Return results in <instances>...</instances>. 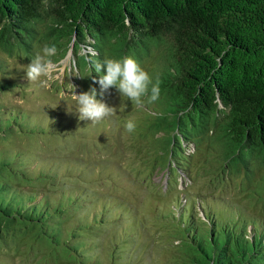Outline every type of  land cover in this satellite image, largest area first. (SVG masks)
I'll use <instances>...</instances> for the list:
<instances>
[{
	"label": "trees",
	"instance_id": "1",
	"mask_svg": "<svg viewBox=\"0 0 264 264\" xmlns=\"http://www.w3.org/2000/svg\"><path fill=\"white\" fill-rule=\"evenodd\" d=\"M164 41L168 58L153 78H159L161 89L152 103L159 108L152 109L157 121L138 135L146 143L137 141L131 162L144 163L152 175L159 169L174 174L188 170L193 153L186 146L194 144L210 150L218 180L219 171L251 179L253 160L259 163L257 180V170L264 173V0H0L1 52L30 60L43 43L55 42L52 62L73 48L78 76L80 70L91 71L98 79L94 64L105 55L160 51ZM85 45L89 51L79 53ZM6 67L0 56V73ZM22 85L0 77V93L23 90ZM25 112L0 102V245L21 247L32 238L51 254L58 247L63 257L74 255L82 264L117 260L123 241H111L108 247H117L108 261L100 255L113 199L105 197L97 208L99 193L86 184L109 188L113 180L92 179L74 166L64 169L51 155L37 158L24 144H11L16 138L35 142L68 132L53 119L41 116L37 122ZM84 142L79 144L87 146ZM76 147L70 144L69 151ZM36 149L46 151L49 145ZM134 182L147 180L134 176ZM199 200L205 218L193 213L189 201H177L178 213L173 208L163 213L171 223L164 234L170 237L164 252L171 255L163 264H264V225L258 236L251 231L249 236L247 220L238 226ZM96 230L101 237L89 236Z\"/></svg>",
	"mask_w": 264,
	"mask_h": 264
},
{
	"label": "rangeland",
	"instance_id": "2",
	"mask_svg": "<svg viewBox=\"0 0 264 264\" xmlns=\"http://www.w3.org/2000/svg\"><path fill=\"white\" fill-rule=\"evenodd\" d=\"M87 49H89L87 45L81 46L79 53L89 51ZM162 50L163 52L160 53ZM158 51L151 49L148 53L146 48H143L142 51H135L131 56L154 78L155 75L158 76L156 70L161 68L162 64L164 67L168 58V47L165 41L163 48ZM0 56L4 58L7 65V72L0 73V77L3 80L19 81L23 83L24 88L0 93V102L6 103L9 107L16 105L25 110L28 115H34L37 122L41 116L46 120L53 119L61 124L63 129L68 130L67 133L59 135L52 134L49 139H39L34 142V140L16 138L13 143H10L24 144L26 151L30 154L33 152L37 158H40V155H51L54 158L52 160L61 163L64 169L67 165L74 166L78 170L85 171L92 179L113 180L109 188L106 183L86 182L99 193L98 202H94L97 208L101 207V200L105 197L113 199V208L109 212V229L101 230L106 231V235L103 237L100 255L105 261L109 260L110 249L117 247L114 243L108 247L112 240L123 241L124 250H120L122 253L119 257L116 252L117 260L110 259L107 264H163V257L171 255V251L170 255L164 252L168 246L166 240H170V237L164 234L168 232V226L171 223L163 216V213L170 211L171 208L174 209V213H178L177 201H181L182 204L191 202L188 204L193 205V213L205 218L201 207H198L197 201L200 197L199 201L210 204L211 213L215 211L222 219L227 217L230 222L238 226L243 220H247L250 226L247 234L251 232L254 236L260 234L264 225L262 220L264 219V173L263 169H258V179H253L259 164L256 160H253L251 164L252 172L248 173L251 179L241 172L232 171L227 175L219 171V175L223 178L218 180L216 178L218 171H213L215 165L211 166L209 162L213 156L208 155L211 153L210 150L205 145V148L201 147L200 150L198 147L195 149L194 144H188L186 151L193 153L188 170L181 169L173 174L167 169H159L152 175L151 169L147 170L144 163L134 160L131 162L130 157H135L134 147H139L137 141L146 143L143 137L138 140V135L141 136L140 132L149 131L148 123L157 121L154 119L152 110L159 109L157 106L152 103L137 106L126 97H121L113 88L103 96L109 105L115 106L112 115L96 123L80 120L78 114L67 111V109L75 111L74 93L86 91L90 85L95 86L98 92L99 88L92 80L91 71L80 70L78 76L77 54L73 48L64 58L52 62L46 86L38 82H28L25 78L23 67L30 60L9 57L1 51ZM81 58L78 55V60ZM129 118L136 122V129L131 134L127 133L123 127L125 120ZM84 141L88 143L87 146L79 144L85 143ZM74 143H77V147L69 151V145L73 146ZM40 144L44 146L48 144L49 149L37 150ZM233 166H236L235 162ZM134 176L140 178L144 176L147 182L137 184L134 182ZM26 186L29 187V185ZM182 189H185V192ZM128 208L130 210L127 212ZM224 213L227 216H224ZM220 223L221 220H219ZM97 233L96 230L89 236L93 234L99 236L100 233ZM62 251L57 247L51 254L50 250L42 249L38 242L31 238L21 247L0 245V264H82L79 259L75 260L74 255L71 258L63 257ZM79 253L81 256V253L85 254L81 250Z\"/></svg>",
	"mask_w": 264,
	"mask_h": 264
},
{
	"label": "clouds",
	"instance_id": "3",
	"mask_svg": "<svg viewBox=\"0 0 264 264\" xmlns=\"http://www.w3.org/2000/svg\"><path fill=\"white\" fill-rule=\"evenodd\" d=\"M57 52L55 42H45L35 52L34 56L23 67L28 82H38L47 85V78L52 68V60ZM94 71L99 78L92 77L94 84L99 85V92L95 86L79 94L74 93L75 112L80 120L99 122L115 111V106L109 105L103 96L110 89L115 88L121 97H126L133 104L139 106L143 103L156 102L161 94L160 81L153 80L150 73L133 57L124 56L113 58L105 55L100 62L94 64ZM127 133L136 129L134 119H126L123 124Z\"/></svg>",
	"mask_w": 264,
	"mask_h": 264
}]
</instances>
